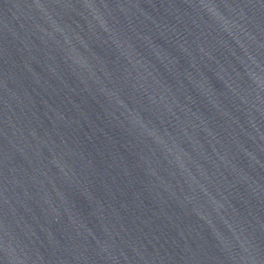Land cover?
Listing matches in <instances>:
<instances>
[{
    "label": "water",
    "instance_id": "water-1",
    "mask_svg": "<svg viewBox=\"0 0 264 264\" xmlns=\"http://www.w3.org/2000/svg\"><path fill=\"white\" fill-rule=\"evenodd\" d=\"M0 264H264V0H0Z\"/></svg>",
    "mask_w": 264,
    "mask_h": 264
}]
</instances>
